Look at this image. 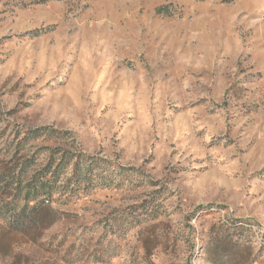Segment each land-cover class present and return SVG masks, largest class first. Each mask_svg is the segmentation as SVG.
I'll return each instance as SVG.
<instances>
[{"label":"rangeland","instance_id":"rangeland-1","mask_svg":"<svg viewBox=\"0 0 264 264\" xmlns=\"http://www.w3.org/2000/svg\"><path fill=\"white\" fill-rule=\"evenodd\" d=\"M41 127L65 135L15 156ZM63 150L157 185L0 220V264H264V0H0V162L35 181Z\"/></svg>","mask_w":264,"mask_h":264},{"label":"trees","instance_id":"trees-1","mask_svg":"<svg viewBox=\"0 0 264 264\" xmlns=\"http://www.w3.org/2000/svg\"><path fill=\"white\" fill-rule=\"evenodd\" d=\"M65 132L49 127L29 128L22 142L15 148V156L23 158L27 143L42 137H63ZM42 169V177L30 181L28 174H17L0 162V220L10 230L26 232L54 223L53 210L45 205V198H53L59 191L76 193L84 190L104 189L111 185L121 187L129 182L136 187H155L157 181L151 179L141 169L125 167L96 155L84 152L70 153L63 150L58 155L50 153ZM34 179V178H33ZM49 203V202H48ZM155 219V216L153 217Z\"/></svg>","mask_w":264,"mask_h":264}]
</instances>
